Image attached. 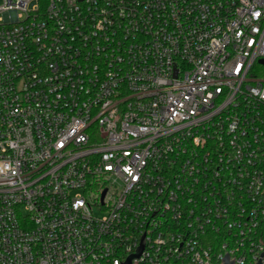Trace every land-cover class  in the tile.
<instances>
[{"label": "built area", "instance_id": "obj_1", "mask_svg": "<svg viewBox=\"0 0 264 264\" xmlns=\"http://www.w3.org/2000/svg\"><path fill=\"white\" fill-rule=\"evenodd\" d=\"M261 59L264 0H0V264H264Z\"/></svg>", "mask_w": 264, "mask_h": 264}, {"label": "water", "instance_id": "obj_2", "mask_svg": "<svg viewBox=\"0 0 264 264\" xmlns=\"http://www.w3.org/2000/svg\"><path fill=\"white\" fill-rule=\"evenodd\" d=\"M259 63L261 65H264V59L259 60ZM147 226H148V224H147ZM147 226H146V228H147ZM146 228H145V231H146ZM144 236H145V232L142 235L141 242H140V244L138 245V247L136 249V253H131L126 258V260L124 262H121L122 264H132L131 263V260H132L133 257H138L139 258V256L141 255V253H142V251L144 250V247H145L144 244H143V238H144ZM263 255H264V252L261 253V256H263ZM222 260H223L224 264H235L234 263V259L230 260L229 253L228 252L226 253V255L224 256V258ZM257 264H262L261 258H259Z\"/></svg>", "mask_w": 264, "mask_h": 264}, {"label": "rangeland", "instance_id": "obj_3", "mask_svg": "<svg viewBox=\"0 0 264 264\" xmlns=\"http://www.w3.org/2000/svg\"><path fill=\"white\" fill-rule=\"evenodd\" d=\"M254 73L260 78L264 79V65L256 64L254 68ZM99 214V213H98Z\"/></svg>", "mask_w": 264, "mask_h": 264}]
</instances>
